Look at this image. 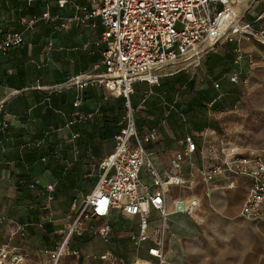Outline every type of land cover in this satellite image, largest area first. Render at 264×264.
<instances>
[{"label":"crops","instance_id":"0c3cea01","mask_svg":"<svg viewBox=\"0 0 264 264\" xmlns=\"http://www.w3.org/2000/svg\"><path fill=\"white\" fill-rule=\"evenodd\" d=\"M248 1L239 0L234 4L238 21L249 23L254 29L264 28L257 24L264 17V0ZM94 5L90 0H68L63 7L56 0H0V37L14 32H21L23 36L20 45L0 51V120L8 123L6 128H0V243L7 242L26 252L24 261L27 257L42 259L40 252L52 251L61 242L65 231L63 215L68 214L57 207L62 203L58 194L63 189L76 192V185L98 170L94 187L101 171L100 161L111 152L114 134L123 122L124 99L92 80L103 72L100 60L105 46L100 19L85 18ZM45 12L50 18H42ZM74 16L78 18L65 23V18ZM244 42L243 38L244 51L260 58L255 47L244 46ZM225 46L224 51H213L206 58L204 55L198 65L190 67L210 72L214 95L208 92L207 83L196 87L197 76L185 73L189 66L171 75H162L155 84L134 83L130 102L136 109V127L142 134L156 129V138L146 143V147L153 150L158 169L169 168L172 155L184 146L187 135H192L196 143L191 159L199 166V133L204 129L213 132L212 127L198 126L205 121L187 116L183 104L179 103V90L173 88L176 83L191 92L186 109L194 111L199 109L196 104L205 103V98L211 95L207 105L220 102L222 91L228 85H246L228 80L229 74L236 70L234 43L226 42ZM226 68L224 81L217 74ZM252 69L247 72L248 81ZM165 71L168 70L162 72ZM76 75L87 84L66 85ZM215 81L218 87L213 85ZM62 84L65 86L56 88ZM78 99L80 104L76 105ZM156 108L158 111L152 113ZM111 129L114 132L108 136ZM213 133L209 134L213 136ZM181 174L186 182L170 187L166 195L169 210L163 245L166 263L264 264V217L253 221L239 214L248 179L218 175L207 196L196 167L187 160L182 163ZM140 181L141 184L151 181L144 170ZM226 182L233 186L225 188ZM31 183L35 187H30ZM47 183L53 184V191L44 189ZM181 196L199 199L200 206L192 216L172 210V199ZM76 201V197L72 199L66 212L74 208ZM150 219L151 233L150 227L159 224L158 211L151 209ZM93 220L94 224L76 230L89 239L78 237V248L70 252L65 247L63 255L76 251V258L84 264H87L85 253L97 252L109 253L108 260L112 263L118 258L128 264L133 257L156 261L147 253L151 240L136 247L130 239L137 231V216L112 209L107 217ZM106 221L112 225L107 240L89 232L91 226ZM14 223L27 224L25 235L10 236ZM125 229H128L127 235L123 233Z\"/></svg>","mask_w":264,"mask_h":264},{"label":"built area","instance_id":"2783aa9c","mask_svg":"<svg viewBox=\"0 0 264 264\" xmlns=\"http://www.w3.org/2000/svg\"><path fill=\"white\" fill-rule=\"evenodd\" d=\"M94 7L85 18L98 17L104 30L102 39L105 46L101 50L100 63L103 72L94 81L104 85L109 93L124 99L125 113L123 122L114 134V145L109 154L100 161V173L92 190L79 204L80 210L73 225H70L61 242L49 254L51 264H59L64 248L72 233L78 229L82 219L105 218L112 209L128 215L137 216V231L130 235L131 241L138 247L151 240L147 248L150 257L156 259H136L134 264H167L164 258V240L166 218L169 210L166 195L172 186H181L186 180L181 174L184 160L196 167L197 174L205 185V194L210 195L211 183L218 175L228 178L243 176L248 179L246 195L239 214L247 219L259 221L264 217V154L254 148H241L234 143L204 129L199 133L200 165L191 159L196 150L192 135L183 139L184 146L176 151L170 166L158 169L154 162V152L146 143L156 138L155 128L146 133H139L135 123V107L131 105L130 95L136 81L155 84L162 75H171L190 65L196 66L203 56L218 44L232 42L234 46L233 63L236 67L228 76L232 83H248L247 72L258 60L264 61V55L257 60L252 52L242 48V39L249 36L264 41V28L254 29L249 23H240L234 10L239 0H90ZM68 0H56L63 7ZM86 10V7H83ZM42 18H50L45 12ZM78 17H67L70 23ZM23 41L21 32H14L0 37V51L20 45ZM164 70H168L162 72ZM79 75L70 77L66 85H86L87 81ZM218 87L217 81L213 82ZM65 85H58L60 89ZM80 100L76 101V105ZM8 123L0 120V128ZM209 133H213L211 136ZM75 136V135H73ZM144 170L151 178L149 184H141L140 173ZM140 186L142 187L140 189ZM233 184L226 182L224 187ZM30 187H35L34 183ZM53 184L47 183L44 189L53 191ZM51 198V195L48 196ZM200 206L198 198L176 197L172 210L192 216ZM159 214V224L149 232L150 210ZM26 223H14L12 235L23 236ZM112 230L110 222L91 226L89 232L104 240ZM72 254L77 255L76 251ZM27 253L0 243V264H21ZM109 253L98 256L106 261ZM72 264H84L75 260Z\"/></svg>","mask_w":264,"mask_h":264},{"label":"rangeland","instance_id":"374dc122","mask_svg":"<svg viewBox=\"0 0 264 264\" xmlns=\"http://www.w3.org/2000/svg\"><path fill=\"white\" fill-rule=\"evenodd\" d=\"M98 1V0H97ZM250 1V0H249ZM248 1V2H249ZM257 23L259 26L264 27V17L261 18ZM257 29H260L257 28ZM244 46H254L255 52L258 55H264V41H258L249 36L244 37ZM226 43L218 44L213 50L209 51L205 54V58L207 55L213 51L219 50L224 51L226 48ZM209 59V58H208ZM259 58H257L258 60ZM211 61V60H209ZM221 64V63H220ZM189 66L188 70H186V74H193L197 76L198 82L196 87L200 86L201 84L207 83V88L209 89L208 92L212 93V95L216 94V91L213 87H211V82L209 79V71L206 69L205 71H200L197 67L195 70H192ZM228 68L222 69L220 73L217 74V77L221 78L222 80L226 81L227 75L224 73L227 72ZM185 71V70H183ZM180 83H176L175 90H179V103H182L187 116L190 115L192 117H196L199 121H211L214 123L213 132L220 136L221 138L225 139L227 142L234 143L241 148H254L259 150L264 154V62L261 60L257 61V64L253 67L251 74L249 76V81L246 85L236 84V85H228L229 88L225 87L222 93H224L223 97L221 96V101L217 102L216 105H207V102L212 98V95L209 98H205V103L201 102V104H196L199 106V109L196 111L191 109H186L187 104L190 101V91H185L184 88L180 87ZM195 87V88H196ZM232 88V89H231ZM231 89V90H230ZM215 91V93H214ZM168 94V91H166ZM137 95L141 97V93L137 92ZM134 97V96H133ZM122 114L124 113L123 108ZM155 110V111H154ZM158 108L153 109L151 112H157ZM149 113V112H148ZM190 116V117H191ZM150 117V116H148ZM149 119V118H148ZM98 170L96 172H92L91 176H87L86 178L82 179L79 184L76 185L77 191L72 192L71 189L62 190L61 193L58 194L60 198H62V203L58 204L59 209H63L64 214H68L67 216L63 215L65 218L63 220L65 227L62 237L64 236L65 232L67 231L70 225H73L80 207L79 204L84 196L91 190L94 184V178L97 175ZM77 199L74 208H70L68 212H66L69 207H71L72 199ZM173 204V199H172ZM94 220L83 219L82 225L78 226V230L83 229L87 224H94ZM156 226L150 227L151 233L154 231ZM124 235H127L128 229L124 230ZM73 237L67 242L66 248L73 250V248L77 249V238H85L89 239L88 236L79 235L74 231L72 233ZM62 237L60 240H62ZM125 239V238H124ZM80 251V250H79ZM41 258L38 259H27L22 264H51V259L48 253L40 252ZM45 254V255H43ZM98 253H85V260L87 264H126V260L118 259L112 263L109 260L106 261H99ZM81 255V253H80ZM65 257V258H64ZM45 258V259H44ZM77 260L76 256L73 254H65L62 255L59 264H71ZM135 258L128 260V264H134ZM100 262V263H99Z\"/></svg>","mask_w":264,"mask_h":264},{"label":"trees","instance_id":"16d2710c","mask_svg":"<svg viewBox=\"0 0 264 264\" xmlns=\"http://www.w3.org/2000/svg\"><path fill=\"white\" fill-rule=\"evenodd\" d=\"M198 126H201V127H203V126H208V127H212V128H214V123L213 122H211V121H205V122H202L201 124H199ZM118 131V130H117ZM113 130L111 129L108 133H107V135L109 136V135H112L113 134Z\"/></svg>","mask_w":264,"mask_h":264},{"label":"bare ground","instance_id":"6f19581e","mask_svg":"<svg viewBox=\"0 0 264 264\" xmlns=\"http://www.w3.org/2000/svg\"><path fill=\"white\" fill-rule=\"evenodd\" d=\"M242 7V6H241Z\"/></svg>","mask_w":264,"mask_h":264}]
</instances>
